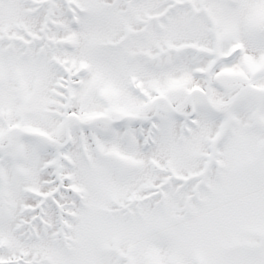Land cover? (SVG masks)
I'll list each match as a JSON object with an SVG mask.
<instances>
[{"label": "snow or ice", "instance_id": "1", "mask_svg": "<svg viewBox=\"0 0 264 264\" xmlns=\"http://www.w3.org/2000/svg\"><path fill=\"white\" fill-rule=\"evenodd\" d=\"M0 264H264V0H0Z\"/></svg>", "mask_w": 264, "mask_h": 264}]
</instances>
